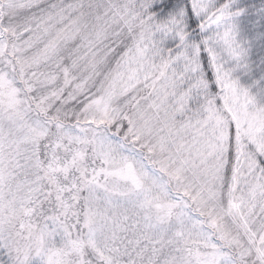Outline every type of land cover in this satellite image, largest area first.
Returning <instances> with one entry per match:
<instances>
[{"label": "snow or ice", "instance_id": "1", "mask_svg": "<svg viewBox=\"0 0 264 264\" xmlns=\"http://www.w3.org/2000/svg\"><path fill=\"white\" fill-rule=\"evenodd\" d=\"M243 12L0 0V264H264Z\"/></svg>", "mask_w": 264, "mask_h": 264}, {"label": "trees", "instance_id": "2", "mask_svg": "<svg viewBox=\"0 0 264 264\" xmlns=\"http://www.w3.org/2000/svg\"><path fill=\"white\" fill-rule=\"evenodd\" d=\"M232 7L244 10L242 15L235 19L240 39L245 44H250L251 40L244 25H249L255 31L256 36L261 34L259 30L264 29V0H232ZM261 47L264 45L258 43L255 45V50L249 47L246 61L248 68L241 73V76H247L250 81L264 78V71L261 70L264 67V55L260 54Z\"/></svg>", "mask_w": 264, "mask_h": 264}]
</instances>
